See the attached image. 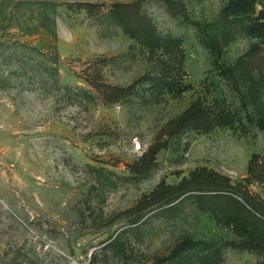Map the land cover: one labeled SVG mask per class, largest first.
<instances>
[{"label": "rangeland", "instance_id": "374dc122", "mask_svg": "<svg viewBox=\"0 0 264 264\" xmlns=\"http://www.w3.org/2000/svg\"><path fill=\"white\" fill-rule=\"evenodd\" d=\"M174 1L187 17L163 0H0V264H198L209 248L212 264H264L221 215L239 211L230 198L264 205V130L221 71L264 68V43L236 27L216 58L196 23L230 0ZM134 3L182 43L171 89L155 86L161 52L112 15Z\"/></svg>", "mask_w": 264, "mask_h": 264}, {"label": "trees", "instance_id": "16d2710c", "mask_svg": "<svg viewBox=\"0 0 264 264\" xmlns=\"http://www.w3.org/2000/svg\"><path fill=\"white\" fill-rule=\"evenodd\" d=\"M163 1L173 14L187 17L185 6L181 2ZM262 2L263 0H230L215 23H196L203 35L204 45L213 56L220 58L224 45L232 39L233 28L236 27L241 28L244 34L259 38L264 43V16L255 18L256 6ZM111 11L129 38L140 43L152 55L161 52L162 58L167 61L166 68L164 75L155 80V86L171 89L173 87V77L170 74V68L172 64H177L176 62L179 61L181 41L171 36H162L156 27L140 14L136 3L115 4ZM221 71L223 76L230 80L233 85L245 88L242 97L248 105L253 107L250 119L261 130H264V68L255 70L252 66V60L242 58L235 64L222 65ZM185 184L182 183L179 187L171 189L177 190L184 187ZM238 193V195H241L244 192L238 190ZM180 197L179 194L171 198L152 197L146 202L144 209L169 206ZM240 197L244 200L245 205L230 198L240 207L238 212H221L222 218L226 220L235 234V238L231 240V245H238L242 249L256 250L264 254V205L257 204L252 198ZM124 234L125 232L121 233L115 239L114 244L120 243ZM193 242V239L183 241L174 250L170 259L178 262L186 260L189 251L193 246H196ZM215 255L216 252L209 248L199 258L198 264H212L211 261H213Z\"/></svg>", "mask_w": 264, "mask_h": 264}]
</instances>
